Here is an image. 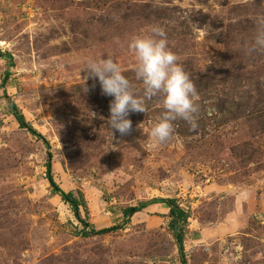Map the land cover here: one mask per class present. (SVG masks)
I'll return each instance as SVG.
<instances>
[{
    "label": "rangeland",
    "instance_id": "rangeland-1",
    "mask_svg": "<svg viewBox=\"0 0 264 264\" xmlns=\"http://www.w3.org/2000/svg\"><path fill=\"white\" fill-rule=\"evenodd\" d=\"M258 17L264 0H0V264H181L165 205L123 214L158 198L189 214L187 264H264V50L248 51ZM156 25L196 86L199 126L177 119L155 142L154 97L112 135L108 96L83 86L98 79L81 68L111 55L142 95L127 44ZM48 160L63 191L83 194L88 235L53 193Z\"/></svg>",
    "mask_w": 264,
    "mask_h": 264
},
{
    "label": "clouds",
    "instance_id": "clouds-1",
    "mask_svg": "<svg viewBox=\"0 0 264 264\" xmlns=\"http://www.w3.org/2000/svg\"><path fill=\"white\" fill-rule=\"evenodd\" d=\"M127 47L135 57L133 70L136 79L143 85L142 95L137 94L130 79L111 55L89 58L81 68L88 73L85 81L98 79L102 93L113 97L107 119L111 132L115 130L121 135L128 134L132 128L130 114L145 113V101L154 97H162L164 109L150 130L155 142L164 143L172 137L173 122L177 119L184 120L191 130H196L199 126L196 116L199 109L197 89L170 49L165 29L152 26L148 33L132 36ZM260 50H264V17L257 18V30L248 48L249 53ZM95 115L92 112V118Z\"/></svg>",
    "mask_w": 264,
    "mask_h": 264
},
{
    "label": "trees",
    "instance_id": "trees-1",
    "mask_svg": "<svg viewBox=\"0 0 264 264\" xmlns=\"http://www.w3.org/2000/svg\"><path fill=\"white\" fill-rule=\"evenodd\" d=\"M83 86H90V88H92V90H96V91H97L98 87H99V89H101L98 80L97 81H88ZM75 87L78 88V86H75ZM99 89L97 92H99ZM98 95L100 97H102L101 94H98ZM112 99H113V97L108 96L107 98L104 99V101H106V103L108 105H110V102L112 101ZM248 99L249 98H248V91H247V96L245 98H243L245 103L237 104V107L238 108H241V107L247 108V106L249 107V103L246 102V101H248ZM257 100L260 102V100L258 98H257ZM7 106L9 107L12 115L14 116L15 120L19 124V127L25 128L31 134L36 135L37 137H40L44 141L43 137L35 129H33L30 126V124L26 121L23 113L20 111V109L17 107V105L12 100H10L9 98H7ZM247 111L250 114L256 113L253 110H252V112L249 110H247ZM255 118H257V120H259L260 122H262V124H264V117H261L259 115ZM260 132L264 133V125L261 127ZM49 158H50V154H48L47 159H49ZM46 178L52 187L53 193L59 195L61 197L62 201L70 206L71 210L73 211L75 218L83 225V227H84L82 229L83 235H88L86 228L89 226V224L86 223L80 215V210H82V209H83L84 213H87V206L85 204L83 194L79 192L78 195H75L71 191H68V192L63 191L58 186V184L54 181L53 175L51 173V164H50L49 160L46 163ZM158 203L163 204L168 208V217H169L168 227L171 230V232L175 238L178 250L181 253V264H187L185 256L183 255V250H184V247H183V239L184 238L183 237H184V229L186 227L189 214L187 211H185L176 202V199H174V198L152 199L149 202H142L138 206H129V207L124 208L123 214L127 215V216H132L136 212H139L142 209H144L150 205L158 204ZM114 228L115 227H108V228L100 229L98 231H95L94 229L91 228L90 232H93V233L98 232L99 234H104V233H108V232L112 231Z\"/></svg>",
    "mask_w": 264,
    "mask_h": 264
}]
</instances>
